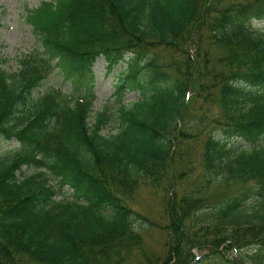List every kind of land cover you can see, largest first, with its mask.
Instances as JSON below:
<instances>
[{
    "label": "trees",
    "instance_id": "1",
    "mask_svg": "<svg viewBox=\"0 0 264 264\" xmlns=\"http://www.w3.org/2000/svg\"><path fill=\"white\" fill-rule=\"evenodd\" d=\"M255 19L264 20V0L30 9L40 46L13 73L0 51V138L20 143L0 160V264H264V32ZM99 58L108 74L120 70L114 103L96 110ZM54 60L71 89L36 95ZM112 121L117 132L104 135ZM142 182L162 191L159 221L132 206ZM65 186L74 199H54ZM144 223L163 233L160 248L144 247Z\"/></svg>",
    "mask_w": 264,
    "mask_h": 264
},
{
    "label": "rangeland",
    "instance_id": "2",
    "mask_svg": "<svg viewBox=\"0 0 264 264\" xmlns=\"http://www.w3.org/2000/svg\"><path fill=\"white\" fill-rule=\"evenodd\" d=\"M42 1L46 0H0V51L3 59H6L4 68L10 73L16 72L20 68V59L35 52L40 46L32 26L27 21V14L30 9L36 8ZM251 25L254 29L264 32V20H253ZM57 60H54L52 69L48 73V77L44 84L35 91L36 95H40L50 90L51 88L62 89L68 92L71 89L72 81L68 79L63 70L56 66ZM95 73L97 76V84L94 88L93 95L95 109L99 110L104 105L114 103L113 83L117 82L114 74L120 70V66L112 73H107L106 62L104 58H99L95 63ZM138 97V92L133 91L128 93L123 99L125 101H133ZM193 107L196 114L201 113L202 108ZM214 111H218L219 107L215 105ZM118 130V124L112 121L103 131L104 135L115 134ZM206 132L201 134L204 137ZM196 144V142H195ZM237 146H248L245 141H235ZM202 140L196 147V159L192 166H195V175L203 173V164L201 162ZM20 149V143L17 140H5L0 138V160L8 155L15 154ZM27 174L35 171L34 168H24ZM51 183L58 184L57 180L51 178ZM161 189L155 190L151 185L142 182L135 198L132 200V206L142 215L148 216L150 219L159 221L162 209L160 203ZM54 199L70 200L74 199L73 190L68 186L58 193ZM137 225H139L137 223ZM144 236V247L150 246L154 249L160 248V243L164 238L163 233L158 229L148 226L144 223L142 228H139Z\"/></svg>",
    "mask_w": 264,
    "mask_h": 264
}]
</instances>
